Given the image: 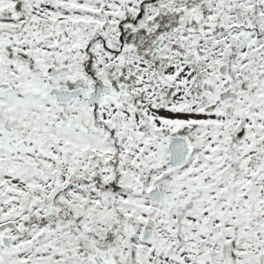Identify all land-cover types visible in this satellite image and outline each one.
I'll return each mask as SVG.
<instances>
[{"label":"snow or ice","instance_id":"obj_1","mask_svg":"<svg viewBox=\"0 0 264 264\" xmlns=\"http://www.w3.org/2000/svg\"><path fill=\"white\" fill-rule=\"evenodd\" d=\"M0 264H264V0H0Z\"/></svg>","mask_w":264,"mask_h":264}]
</instances>
